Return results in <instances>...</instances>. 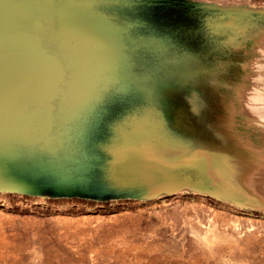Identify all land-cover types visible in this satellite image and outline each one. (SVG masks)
Listing matches in <instances>:
<instances>
[{
	"label": "rangeland",
	"instance_id": "1",
	"mask_svg": "<svg viewBox=\"0 0 264 264\" xmlns=\"http://www.w3.org/2000/svg\"><path fill=\"white\" fill-rule=\"evenodd\" d=\"M142 1L164 2L136 11L147 33L182 45L138 67L127 28L105 23L124 35L119 60L76 75V91L139 94L138 154L108 150L107 170L91 171L106 177L100 194L0 195V264H264V141L239 116L264 83V0ZM55 62L32 74L44 90Z\"/></svg>",
	"mask_w": 264,
	"mask_h": 264
},
{
	"label": "water",
	"instance_id": "2",
	"mask_svg": "<svg viewBox=\"0 0 264 264\" xmlns=\"http://www.w3.org/2000/svg\"><path fill=\"white\" fill-rule=\"evenodd\" d=\"M43 1H46L52 8L51 16L48 18L51 22L50 29H45V19L42 15ZM24 2L29 14H37L38 18L42 19L40 20L42 31H39L40 35L37 39L38 46L36 51H15L14 49L11 51L0 43V77L22 83L17 86L20 91L27 89V91L54 93H94L115 96L109 98L124 99L115 101L123 105L122 110L117 114L120 123L116 126H109L106 136L99 141L85 142L89 146L76 150V156L61 158L54 163L55 172L51 173V176L57 180L40 182L36 190L43 194H50V198L100 194L107 188L106 177L93 178L91 171L101 173L107 170L108 150L110 149L115 156H117L116 153H121L123 158L126 148L131 143L133 151L135 149V153L138 154L140 96L111 89L105 92L76 91L77 70L100 69L105 67L107 62L119 60L115 52L123 51V48H116V46H123L121 41L124 35L113 32L105 23L112 28L120 26L127 28L125 32L123 30L125 38L131 42V48L127 51L130 52L129 57L133 60L132 63L138 67L151 64L152 57L155 55L154 47L161 48L164 45L171 46V44L179 46L182 43L169 42L166 35L157 36L156 33L153 34L154 32L147 33V28L144 27L147 22L143 20L138 22L136 18L137 10L146 8L152 11L149 8L150 5H160L164 2L146 3L142 0H25ZM101 6L109 10L102 9ZM262 20L252 23L255 29L261 26L259 24L263 22ZM55 26H57V33L52 34V28ZM173 33L176 38L181 36L174 30L168 32V35ZM181 37L185 43L192 39L196 44L204 39L212 43L218 35L199 36L197 40L187 36ZM54 59L56 62L49 72V82L44 90L42 79L32 74L36 71L47 73ZM92 75L94 74L91 72L86 73L82 77L81 84ZM83 88L88 89L89 86L85 85ZM52 185L55 186L54 189L51 188Z\"/></svg>",
	"mask_w": 264,
	"mask_h": 264
},
{
	"label": "crops",
	"instance_id": "3",
	"mask_svg": "<svg viewBox=\"0 0 264 264\" xmlns=\"http://www.w3.org/2000/svg\"><path fill=\"white\" fill-rule=\"evenodd\" d=\"M24 1H0V43L11 51H36L42 31V19L29 14ZM56 29L52 28V34ZM257 53L254 63L264 65V48ZM20 84L0 77V195L50 199V194L36 189L40 182L57 180L51 176L54 163L76 156V150L89 146L85 142L105 137L109 126L120 123L117 114L123 105L115 101L124 99L94 93L20 91ZM253 95L240 117L250 134L264 141V83L255 85ZM9 228L15 229L4 227Z\"/></svg>",
	"mask_w": 264,
	"mask_h": 264
}]
</instances>
